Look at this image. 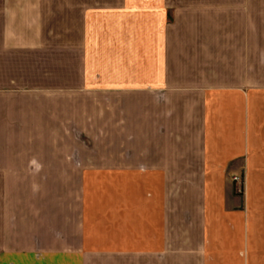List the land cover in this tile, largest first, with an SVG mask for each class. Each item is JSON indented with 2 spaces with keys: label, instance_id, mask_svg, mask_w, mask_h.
<instances>
[{
  "label": "crops",
  "instance_id": "0c3cea01",
  "mask_svg": "<svg viewBox=\"0 0 264 264\" xmlns=\"http://www.w3.org/2000/svg\"><path fill=\"white\" fill-rule=\"evenodd\" d=\"M0 264H264V0H0Z\"/></svg>",
  "mask_w": 264,
  "mask_h": 264
},
{
  "label": "rangeland",
  "instance_id": "374dc122",
  "mask_svg": "<svg viewBox=\"0 0 264 264\" xmlns=\"http://www.w3.org/2000/svg\"><path fill=\"white\" fill-rule=\"evenodd\" d=\"M234 176H240V178L242 179V184L238 183L237 181L234 180ZM231 179L233 182H235V192L238 194H244L245 193V188H244V174L243 171L240 174H231L230 175ZM240 189V190H239Z\"/></svg>",
  "mask_w": 264,
  "mask_h": 264
},
{
  "label": "built area",
  "instance_id": "2783aa9c",
  "mask_svg": "<svg viewBox=\"0 0 264 264\" xmlns=\"http://www.w3.org/2000/svg\"><path fill=\"white\" fill-rule=\"evenodd\" d=\"M234 180L237 181L238 183L242 184V179L240 178V176H234Z\"/></svg>",
  "mask_w": 264,
  "mask_h": 264
}]
</instances>
